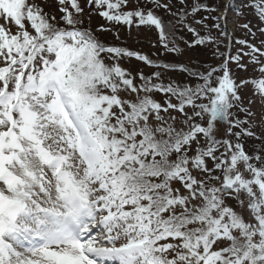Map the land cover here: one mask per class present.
Instances as JSON below:
<instances>
[{"label":"snow or ice","instance_id":"1","mask_svg":"<svg viewBox=\"0 0 264 264\" xmlns=\"http://www.w3.org/2000/svg\"><path fill=\"white\" fill-rule=\"evenodd\" d=\"M223 7L0 0V264H264V0Z\"/></svg>","mask_w":264,"mask_h":264},{"label":"rangeland","instance_id":"2","mask_svg":"<svg viewBox=\"0 0 264 264\" xmlns=\"http://www.w3.org/2000/svg\"><path fill=\"white\" fill-rule=\"evenodd\" d=\"M193 2V0H188L189 5ZM201 3L208 4L209 6H216L219 8V11L216 13H213L214 15H220L221 12L224 10V5L229 2V0H200ZM247 0H231L232 7L230 8L228 12V27L229 30L231 31L234 27L233 21L237 19L236 17V10L241 9L243 11H247L246 9H242L241 6L246 3ZM201 16L207 15V13H200ZM249 19H252V17L249 16ZM103 23L102 20L95 19L94 24H101ZM253 23L255 21L253 20ZM244 32L237 30L235 32V38H244ZM102 39L108 41V42H114L121 44L122 46H128L134 49L138 50H144V51H154V49H151L150 45L151 43L156 39L154 32H146L144 30H140L137 32L136 30H133L131 35H129L126 31H122L119 40H116L115 36L110 33H104L102 34ZM251 40L252 38L249 37ZM259 39L261 37L257 36L256 38V43H259ZM235 47H233V52L235 51ZM208 49V50H207ZM212 57V58H211ZM211 58V59H210ZM169 61L176 60L179 62L183 63H189V64H197V63H214L215 61L213 60L212 56V49L206 48V47H197L193 49H186L184 54L182 56H169L167 57ZM130 67L133 68H139L143 67L136 61H132L129 65ZM233 68L235 69V66L233 65ZM145 71H150L149 69H144ZM241 76H247L248 73L240 72L239 73ZM170 78L175 79V80H184L185 77L181 73H174V74H169Z\"/></svg>","mask_w":264,"mask_h":264},{"label":"trees","instance_id":"3","mask_svg":"<svg viewBox=\"0 0 264 264\" xmlns=\"http://www.w3.org/2000/svg\"><path fill=\"white\" fill-rule=\"evenodd\" d=\"M98 20H99V19H98ZM207 50H208V49H207ZM211 58H212V57H211ZM211 58H210V59H211Z\"/></svg>","mask_w":264,"mask_h":264}]
</instances>
